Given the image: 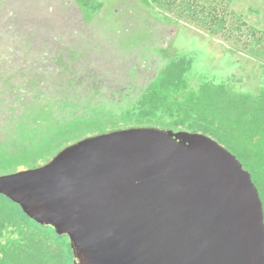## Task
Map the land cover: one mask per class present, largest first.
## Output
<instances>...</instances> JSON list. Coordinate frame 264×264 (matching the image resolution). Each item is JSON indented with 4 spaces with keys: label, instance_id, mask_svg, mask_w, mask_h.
Instances as JSON below:
<instances>
[{
    "label": "water",
    "instance_id": "95a60500",
    "mask_svg": "<svg viewBox=\"0 0 264 264\" xmlns=\"http://www.w3.org/2000/svg\"><path fill=\"white\" fill-rule=\"evenodd\" d=\"M0 193L67 234L73 264H264L252 174L198 132L128 127L0 175Z\"/></svg>",
    "mask_w": 264,
    "mask_h": 264
},
{
    "label": "rangeland",
    "instance_id": "374dc122",
    "mask_svg": "<svg viewBox=\"0 0 264 264\" xmlns=\"http://www.w3.org/2000/svg\"><path fill=\"white\" fill-rule=\"evenodd\" d=\"M105 1L86 21L77 0H0V140L19 102L34 94L59 105L69 100L76 114L88 104L116 105L138 95L174 57L192 59L190 89L221 81L247 93L264 87L263 65L220 37L144 0ZM232 7L264 28V0H234Z\"/></svg>",
    "mask_w": 264,
    "mask_h": 264
},
{
    "label": "trees",
    "instance_id": "16d2710c",
    "mask_svg": "<svg viewBox=\"0 0 264 264\" xmlns=\"http://www.w3.org/2000/svg\"><path fill=\"white\" fill-rule=\"evenodd\" d=\"M86 21L106 6L105 0H77ZM167 16L194 25L230 44L264 68V28L237 12L234 0H144ZM191 58H170L134 98L116 105L88 104L81 114L63 100L19 102L6 138L0 140V175L43 165L60 149L88 135L128 127H157L204 132L233 152L250 171L264 205V87L237 91L226 82L188 87ZM67 109V113L62 112ZM61 149V150H62ZM256 180V181H255ZM262 188V190H261ZM70 238L40 224L0 193V264H73Z\"/></svg>",
    "mask_w": 264,
    "mask_h": 264
}]
</instances>
